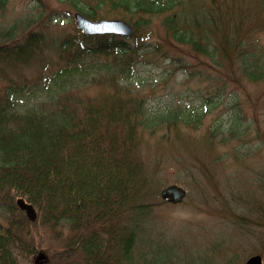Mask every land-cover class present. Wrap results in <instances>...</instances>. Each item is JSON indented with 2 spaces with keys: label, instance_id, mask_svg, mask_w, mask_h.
<instances>
[{
  "label": "trees",
  "instance_id": "obj_1",
  "mask_svg": "<svg viewBox=\"0 0 264 264\" xmlns=\"http://www.w3.org/2000/svg\"><path fill=\"white\" fill-rule=\"evenodd\" d=\"M7 1L0 0V11ZM70 1L90 18L104 9L123 14L134 34L130 38L69 34L58 47L73 53L63 56L61 66L39 77L18 74L17 79L9 78L0 94V264H20L22 258L31 264H117L136 242L143 214L158 196L157 183L151 184L158 182L160 171L149 173L139 154L143 133H154L164 123L178 129L177 124L196 122L191 114L194 108L187 105L151 112L146 92L137 87L140 83L134 76L143 50L160 53L186 75L194 74L190 57L180 59L167 52L166 41H150L152 49L146 44L155 17L192 5L191 15L201 22L208 12L199 0ZM222 4L227 10L226 1L215 0L211 8L222 11ZM204 21L217 37V47L211 49L230 42L239 49V27L210 17ZM168 23L169 27L174 24L171 44L176 48L204 45V40L194 39L190 27H181L179 21H175L179 25L173 20ZM234 28L238 35L232 36ZM41 38L31 32L22 43L0 42V63L22 57ZM113 53L116 56L102 64L83 58ZM238 54L245 71L254 69L253 60L260 61L248 50ZM93 90L94 94L89 92ZM20 198L35 207L36 221L18 207ZM61 226L69 227L72 234L65 239V247L50 254L42 249L36 229L44 227L50 236L59 238ZM40 254L41 262L35 263Z\"/></svg>",
  "mask_w": 264,
  "mask_h": 264
},
{
  "label": "rangeland",
  "instance_id": "obj_2",
  "mask_svg": "<svg viewBox=\"0 0 264 264\" xmlns=\"http://www.w3.org/2000/svg\"><path fill=\"white\" fill-rule=\"evenodd\" d=\"M213 1L199 0L207 17L239 27V49L232 42L211 49L217 47V37L204 21L207 17L199 22L189 11L192 5H186L153 19L146 47L152 49L157 41H166L167 52L180 59L190 57L194 74L186 75L152 51L143 50L141 62L136 63L134 81L144 88L151 112L187 105L194 108L191 114L196 122L177 124L178 129L164 123L154 133H143L139 154L149 173L160 171L158 182L151 184L157 183L158 196L143 214V229L136 242L117 264H246L256 254L264 261V72L262 76L258 73L264 71V0H216L227 2V10L222 4V11L211 8ZM78 13L83 14L70 0L7 1L0 11V42L22 43L31 32L42 38L22 57L0 63V94L9 78L17 79L18 74L39 77L62 65L63 56L73 53L58 47L63 38L85 35L77 26ZM85 17L92 22H128L123 14L105 9L95 18ZM171 20L190 27L194 39L204 40V45L176 48L171 44ZM231 32L237 34L236 28ZM150 41L154 44L149 45ZM241 49L260 59L251 62L254 69H243ZM113 56L116 54L83 58L87 63L102 64ZM196 113L198 117H194ZM171 184L186 189L181 203L162 199L161 191ZM60 231L57 238L37 227L42 249L52 254L65 247V239L72 233L66 226ZM19 261L32 263L26 258Z\"/></svg>",
  "mask_w": 264,
  "mask_h": 264
},
{
  "label": "water",
  "instance_id": "obj_3",
  "mask_svg": "<svg viewBox=\"0 0 264 264\" xmlns=\"http://www.w3.org/2000/svg\"><path fill=\"white\" fill-rule=\"evenodd\" d=\"M75 19L77 26L84 34H105L110 32L122 33L124 35H131L132 27L123 21H107L92 22L82 14H76ZM187 194L186 189L177 184H171L165 187L161 192V197L167 199L172 203H181ZM18 206L26 211L30 220L35 221L37 212L33 205L26 202L24 199L17 200ZM246 264H264L261 256H255L249 259Z\"/></svg>",
  "mask_w": 264,
  "mask_h": 264
},
{
  "label": "bare ground",
  "instance_id": "obj_4",
  "mask_svg": "<svg viewBox=\"0 0 264 264\" xmlns=\"http://www.w3.org/2000/svg\"><path fill=\"white\" fill-rule=\"evenodd\" d=\"M18 207H19V206H18ZM19 208H20V207H19ZM20 209H21V208H20ZM21 210H22V209H21ZM35 210H36V209H35ZM37 218H38V215H37ZM37 218H36V220H37ZM36 220H35V221H36ZM75 248H76V249H79L78 246H76ZM55 251H56V250H55ZM259 256H260V255H259Z\"/></svg>",
  "mask_w": 264,
  "mask_h": 264
}]
</instances>
